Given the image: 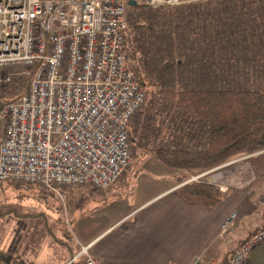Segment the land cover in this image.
Instances as JSON below:
<instances>
[{"label":"built area","instance_id":"obj_1","mask_svg":"<svg viewBox=\"0 0 264 264\" xmlns=\"http://www.w3.org/2000/svg\"><path fill=\"white\" fill-rule=\"evenodd\" d=\"M135 1L157 10L188 0ZM128 2L0 0V105L12 79L33 72L29 90L0 109V182L106 190L131 166L129 125L146 92L124 47ZM263 242L264 229L229 264H243ZM78 257L104 264L88 246Z\"/></svg>","mask_w":264,"mask_h":264},{"label":"crops","instance_id":"obj_2","mask_svg":"<svg viewBox=\"0 0 264 264\" xmlns=\"http://www.w3.org/2000/svg\"><path fill=\"white\" fill-rule=\"evenodd\" d=\"M234 16L261 17L254 10L236 11ZM259 32L255 38L256 34L242 33L241 39L264 40V30ZM147 111L146 101L129 125L132 142L143 146L149 138L151 146H162L171 137L164 133L162 121L153 134L149 132ZM199 139L196 134L191 142L195 145ZM135 164L106 190L68 186L59 193H42L41 203L22 198L10 208L0 204V251L10 259L8 264H71L84 246L104 264H190L199 254L205 264H219L264 225L236 239L231 230L245 214L244 195L228 194L214 207L189 203L178 193L184 170H172L161 160ZM232 213H237V220L226 231L224 224ZM243 264H264V242Z\"/></svg>","mask_w":264,"mask_h":264},{"label":"trees","instance_id":"obj_3","mask_svg":"<svg viewBox=\"0 0 264 264\" xmlns=\"http://www.w3.org/2000/svg\"><path fill=\"white\" fill-rule=\"evenodd\" d=\"M214 1L222 2L214 7L215 10L224 11L217 14L221 18L219 21H224H210L211 29L208 26L184 33V29H179L181 26L171 23L173 13L183 8L201 6H211L212 9ZM187 2L191 4L183 5ZM184 3L157 10L127 7L128 26L124 47L129 59L142 61L143 64L148 61L151 68L171 72L166 76L167 85L156 90V94L153 90L155 87L149 92L144 89L147 104L149 98L154 96L158 103H172L192 121L204 126L202 128L200 125L197 132H189L188 137L183 136L179 128H171L167 131L170 140L162 146L152 145L155 149L150 148L151 152L173 169L196 173L216 169L241 156L264 154V40L254 39L257 33H261L259 30H264V0H188ZM235 6L238 9L233 8ZM252 10L261 17L244 20L234 16L236 11L243 14ZM242 33L256 35L252 40H245L241 39ZM224 48L231 51L236 64L232 69L226 70L229 85L220 87L217 84L221 66H209L208 63H214L220 57L219 50ZM133 67L142 85V70L151 68ZM32 76L33 72L28 77L17 76L12 79L0 109L29 90ZM192 82L200 84V87H187ZM208 82H213L214 85L207 86ZM177 83L179 87L176 86ZM163 99L167 101L164 102ZM175 117V113L171 115V127H174ZM149 127V132L153 134L155 126L151 120ZM132 133L130 130L131 142ZM196 134L200 139L194 145L191 138ZM183 137L184 140L181 139ZM146 141L149 144V138ZM132 156L134 157L133 150ZM189 180L186 176L180 178L181 185L178 188L180 196L189 203L214 207L228 197L227 192L214 184ZM12 183L17 187L23 186ZM263 229L264 225L251 235ZM5 254L0 251V262L7 260ZM229 262L230 256L227 255L219 264ZM71 264H84V259L78 257Z\"/></svg>","mask_w":264,"mask_h":264},{"label":"rangeland","instance_id":"obj_4","mask_svg":"<svg viewBox=\"0 0 264 264\" xmlns=\"http://www.w3.org/2000/svg\"><path fill=\"white\" fill-rule=\"evenodd\" d=\"M222 4V2L214 1L212 3V9L210 7L201 6L198 8H183L178 12H175L171 16V23L173 25L181 26L179 29H184V33L192 32L193 30L198 31L199 29L208 28L211 29L210 21H219L217 14L223 13V10L216 9L214 5ZM235 5V4H234ZM207 30V29H206ZM183 36H186L183 34ZM182 36V37H183ZM180 37V35H178ZM220 57H218L214 63L206 62L209 66L215 65L216 67L221 66V75L218 79V86L226 87L228 84L229 78L226 75V70L232 69L236 64L233 57H231V51L226 50L225 48L219 50ZM130 62L135 67H152L148 61L144 64L143 62H138L133 58L130 59ZM142 70V68H141ZM171 74L168 70L159 71L156 68H151L149 70H142L140 75V81L144 87V89L149 92L154 87V91L156 94V90L162 89L167 85L166 76ZM153 82V83H152ZM177 83V87H179ZM207 86L214 85L213 82H208ZM187 87H200L198 83H190ZM151 96L148 103V111L146 112L147 116L150 117L152 121V125H160V121H162V129L167 132L171 128H179L180 133L183 136L188 137L189 132L192 131L197 132L198 128H204L203 124L192 121L191 118L187 117L185 114L181 113L179 109L172 103H166V99H163L165 104L158 103L156 98ZM175 113V124L174 127L169 124V121L172 120L171 115ZM173 119V121H174ZM177 124V126H176ZM200 125H202L200 127ZM203 130V129H202ZM200 131V130H199ZM174 132V129L172 130ZM202 133V132H201ZM1 136V134H0ZM182 137V136H181ZM184 140V137L181 138ZM182 141V140H181ZM133 155L131 166L136 165L135 163L142 165L143 163H152L159 162L160 160L156 157V154L151 152L150 148L153 150L155 148L151 147V145L145 143L143 146L136 145L131 142ZM127 170V171H128ZM174 170V169H172ZM125 172V174L127 173ZM208 172V173H207ZM155 172H150V176H156L152 174ZM207 173V174H205ZM125 174L122 176L124 177ZM182 177L186 176L191 179L192 176H199L200 182H207L210 184H214L219 189L227 194L234 195L235 193L239 196H245L243 208H241L244 214V222H241V217L239 218L236 226L231 230V234L239 239L246 235L251 229H254L257 226H260L264 223V154L257 153L252 156H241L231 160L230 162L216 168L213 170L202 171L199 173L184 170L182 173ZM121 177V178H122ZM181 177V178H182ZM7 184V185H6ZM3 186V187H2ZM100 190V189H99ZM42 193H51L42 190L39 186H21L17 187L16 185L10 183L0 182V204H6V208H10V204L14 202H20L23 198L26 200L27 198L36 200V203H41ZM32 202V201H29ZM1 209V208H0ZM236 214V217H233ZM242 217V218H243ZM237 220V213H232L224 224V230H228ZM1 221V219H0ZM255 234V233H254ZM252 236V235H251ZM249 236V237H251ZM248 237V238H249ZM201 256V254L197 255ZM203 258V255H202ZM10 259L4 260L0 262V264H8ZM6 261V262H5ZM203 264H205L204 258L202 259Z\"/></svg>","mask_w":264,"mask_h":264},{"label":"water","instance_id":"obj_5","mask_svg":"<svg viewBox=\"0 0 264 264\" xmlns=\"http://www.w3.org/2000/svg\"><path fill=\"white\" fill-rule=\"evenodd\" d=\"M128 5L132 6V7H135V6H137V3H136L135 0H129Z\"/></svg>","mask_w":264,"mask_h":264}]
</instances>
